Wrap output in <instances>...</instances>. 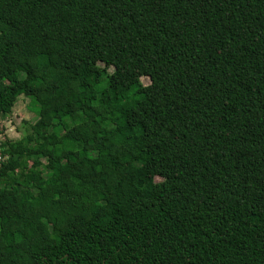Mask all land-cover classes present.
<instances>
[{
	"label": "trees",
	"instance_id": "1",
	"mask_svg": "<svg viewBox=\"0 0 264 264\" xmlns=\"http://www.w3.org/2000/svg\"><path fill=\"white\" fill-rule=\"evenodd\" d=\"M20 97L0 264H264V0H0Z\"/></svg>",
	"mask_w": 264,
	"mask_h": 264
},
{
	"label": "rangeland",
	"instance_id": "2",
	"mask_svg": "<svg viewBox=\"0 0 264 264\" xmlns=\"http://www.w3.org/2000/svg\"><path fill=\"white\" fill-rule=\"evenodd\" d=\"M142 81L144 85L150 83L148 78H143ZM37 108L38 103L35 98L20 97L13 108L11 116L1 120L0 142L2 143L5 140L16 142L23 138L26 127L35 124L38 120ZM22 166H28V163H23Z\"/></svg>",
	"mask_w": 264,
	"mask_h": 264
},
{
	"label": "built area",
	"instance_id": "3",
	"mask_svg": "<svg viewBox=\"0 0 264 264\" xmlns=\"http://www.w3.org/2000/svg\"><path fill=\"white\" fill-rule=\"evenodd\" d=\"M1 142H0V163L4 162L6 160V156L3 155L2 149H1Z\"/></svg>",
	"mask_w": 264,
	"mask_h": 264
}]
</instances>
